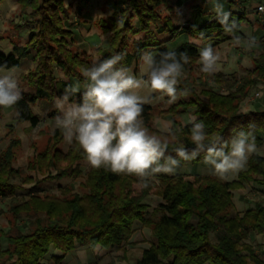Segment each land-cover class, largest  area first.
<instances>
[{
  "label": "trees",
  "instance_id": "obj_1",
  "mask_svg": "<svg viewBox=\"0 0 264 264\" xmlns=\"http://www.w3.org/2000/svg\"><path fill=\"white\" fill-rule=\"evenodd\" d=\"M16 1L24 20L14 24L16 39L7 36L13 48L9 52L0 51V65L17 67L28 57L32 65L21 73V80L29 90H22V99L12 107L13 123L6 126L9 141L0 152V200L9 199L4 212L9 228L5 232L0 230L7 241L6 248L0 249V264H50L47 256L55 264H62L80 245L111 252L122 250L121 255H112L108 262L100 263L117 264L118 259L126 256L135 221L150 228L152 234L149 247L143 249L135 264H264V257L248 241L252 233L264 237V201H256L242 215L232 214L234 191L244 189L248 183L264 186V154L259 152L249 157L247 167L232 180L214 174L189 177L182 173H161L147 188L135 176L117 175L89 165L81 181L85 190L74 191L71 184L59 185L62 189L59 195L46 192L43 184L70 176L79 178L81 163L87 159L75 142L64 149L61 131L51 129L45 146L41 149L34 146V154L28 160L27 168L33 173L22 174L15 165L21 145L15 134L17 126L24 122L31 127L39 124L41 116L34 105L40 99L54 100L67 85H72L70 77L85 81L83 68L117 53L124 54L121 65L139 76L142 51L156 54L168 51L171 49L168 43L183 35L191 41L172 49L190 56L178 85L179 89L187 88L189 94L173 104H168V98L163 96L164 107L158 110L154 104H146L145 124L158 132L153 125L156 118L174 121L177 140L191 149L194 145L190 125L182 121L181 115L196 116L205 123L210 136L225 139L232 128L241 125L246 128L254 123L257 146L262 147L264 109L243 110L242 103L259 84L264 85V49L245 51L252 66L242 67L244 73L240 75L219 70L209 76L200 71L199 32L205 34L201 42H211L212 47L232 37L224 32L217 18H206L203 3L208 0L194 6L193 17L183 23L176 22V8L182 5V0H101L106 14L93 24L107 35V45H99L94 57L78 45L76 32L69 24L68 0ZM228 1V11L241 26L238 34L245 35L242 27L249 21L247 12L234 10L237 0ZM25 29L29 34L21 43ZM164 33L168 39L160 40L158 35ZM156 94L152 93V98ZM79 98V94L73 97ZM2 110L0 107V118ZM174 147L175 144L169 146L172 155ZM191 162H203V154ZM15 178L21 181L16 182ZM22 189L28 195L17 198ZM150 194L160 199L152 208L145 202Z\"/></svg>",
  "mask_w": 264,
  "mask_h": 264
},
{
  "label": "clouds",
  "instance_id": "obj_2",
  "mask_svg": "<svg viewBox=\"0 0 264 264\" xmlns=\"http://www.w3.org/2000/svg\"><path fill=\"white\" fill-rule=\"evenodd\" d=\"M212 4L218 23L226 34L231 35L233 47L251 51L257 46V38L250 33L238 34L241 26L225 9L224 2L208 0ZM199 32V39H204ZM202 73L219 71L222 57L211 44L198 47ZM124 54L117 53L107 59L94 61L82 69L85 80L83 90L72 84L64 88L55 101L57 115L54 129H59L66 143L75 142L86 155L88 164L94 169L104 168L117 175L138 178L143 188L157 174H175L181 162L190 163L203 154V163L210 166L214 175L227 179L230 174L242 171L252 154L257 153L256 126L250 123L246 128L231 129L230 136H210L205 123L192 115L190 125L191 149L177 140L174 121L157 120L158 132H153L143 119L144 106L152 102L151 93H159L173 104L187 96V88L178 85L184 76L185 65L189 64L187 52L169 49L159 54L151 50L140 53L141 76L122 66ZM148 95H142L145 90ZM79 94V100L73 99ZM256 98L264 96L256 92ZM22 99L17 69L0 65V107L12 108ZM34 133L39 128L33 130ZM170 144H175L169 153Z\"/></svg>",
  "mask_w": 264,
  "mask_h": 264
},
{
  "label": "rangeland",
  "instance_id": "obj_3",
  "mask_svg": "<svg viewBox=\"0 0 264 264\" xmlns=\"http://www.w3.org/2000/svg\"><path fill=\"white\" fill-rule=\"evenodd\" d=\"M175 2L176 0H172ZM219 2H224V7L226 10L230 9L228 0H219ZM68 3L71 5V19L70 26L76 32V39L78 45L81 49L87 51L88 53L95 56L96 48L99 45L106 46L107 45V35H103L100 30L94 26V21L96 18L106 14L103 12V6L101 0H68ZM201 0H182V5L177 7V23H183L189 18L191 19L194 15V6L197 4H201ZM237 6H234V10L238 11H246L249 21L245 23L242 27V30L245 35L251 34L257 38L258 44L253 48L256 52H259L264 49V11H259L258 6H264V0H237ZM206 11V18L216 19L215 13L212 11V4L207 1V3H203ZM210 9V11H209ZM208 10V12H207ZM208 16V17H207ZM24 17L20 15V10L18 7V3L16 0H2L0 3V51L9 52L13 48V44L11 43V38L16 39L15 32V23H22ZM29 34L28 29L23 30L21 33V43L27 38ZM11 35V38L7 37ZM183 37L177 42H184ZM211 42H201L198 41V44L203 46L205 44H209ZM171 47V46H170ZM214 49L218 50L221 54V61L218 63V67L222 68L224 72L228 74L244 73L242 67L249 68L252 66L251 60L245 54V50L241 47H233L232 40H227L222 42L219 45L213 46ZM30 58H25L22 60L20 66L15 67L17 69V76L19 81V86L21 90H29V87L22 82L21 73L26 71L32 64ZM225 63V64H223ZM13 68V67H12ZM142 69H140L141 73ZM133 73V72H132ZM135 75V73H133ZM58 77H61L59 72L56 73ZM140 77V75L138 76ZM70 81L72 84H78L83 90L85 81H80L76 77H70ZM264 93V85L259 84V86L254 89L252 94L242 103V109H257L260 106L264 108V96L260 99L256 98V92ZM142 95H148L149 90L145 89ZM152 94V93H151ZM159 94V93H157ZM156 94V95H157ZM160 94L158 97L152 101V103L156 106L158 110L160 107H164V103L162 102L163 98H160ZM57 98V97H56ZM56 98L52 101H48L45 99H40L35 105L34 110L41 116V121L35 127H31L28 122L21 123L17 126L16 135L21 139V145L17 150V160L16 167H18L22 174L33 173L30 172L27 168V163L29 158L34 154V146L38 148H43L48 140V131L54 129V117L57 115V110L55 106ZM51 112L53 114L51 115ZM2 117L0 118V152L7 145L9 141L8 129L7 125L13 123V109L12 108H3ZM190 114H186L182 116L184 122L187 121ZM157 119V118H156ZM168 119V118H165ZM155 127L156 124L153 122ZM39 128L38 132L34 133V129ZM158 128V127H157ZM68 143L64 141L62 147L66 149ZM257 152L264 154V145L262 147L257 146ZM82 175L79 178L76 177H65L61 180H53L50 182H46L43 184V188L46 192H52L59 195L61 194L62 189L59 188V185L64 186L67 184H71L74 191L83 192L85 189L81 186V181L84 180L86 171L89 167L87 160L82 161ZM247 167V165H246ZM245 167V168H246ZM244 168V169H245ZM176 173H182L189 177L194 176L195 174H213L210 166L205 165L203 162L199 163H181V167L177 169ZM236 174H230L227 180H232L236 178ZM153 180H157V177L153 178ZM16 182H20V178H15ZM29 185V184H28ZM136 189L139 190L140 186H136ZM28 195L27 190L22 189L17 192V198L26 197ZM158 196L155 194H150L145 199L150 205V208L158 205L155 199L158 200ZM9 199L0 200V210L3 213L0 214V230L5 232L8 230V221L6 218L7 211V203ZM256 201H264V186L258 185L257 183H248L244 189H239L234 191V203L235 207L232 210V214H240L242 215L244 211H246L249 207L253 206ZM144 227V226H143ZM137 230V231H136ZM131 237L133 242H130L128 247L126 246V253L129 257L127 262L117 260V264H135L136 259L142 254L144 247H149L150 242L152 240L151 230L148 227L144 228H135V234ZM250 243L260 252V254L264 257V237L257 233H252L248 239ZM7 246V241L4 235L0 234V249H4ZM122 250L111 252L109 250L102 249L100 247L93 248L89 246V248H85L82 251V256L86 258L89 257V263L84 264H100L106 263L109 261L110 256L121 255ZM126 256V257H127ZM47 256L46 259L49 260L50 264H55L50 258ZM88 259V258H87Z\"/></svg>",
  "mask_w": 264,
  "mask_h": 264
},
{
  "label": "crops",
  "instance_id": "obj_4",
  "mask_svg": "<svg viewBox=\"0 0 264 264\" xmlns=\"http://www.w3.org/2000/svg\"><path fill=\"white\" fill-rule=\"evenodd\" d=\"M209 11H210V9H209ZM207 12H208V10H207ZM208 17V16H207ZM212 19V18H211ZM213 20V19H212ZM168 34H159L158 35V38L160 39V40H167L168 39ZM181 37H183V38H185L184 39V41H189L190 39H189V37L187 36V35H183V36H181ZM181 37H179V38H177L178 40L181 38ZM177 39L176 40H174V41H171V42H169L168 43V46H169V48H174V47H176L177 45H179V44H181V43H179V42H177ZM191 41V40H190ZM194 41V40H193ZM171 46V47H170ZM223 64H225V63H223ZM219 70H223L222 68H219ZM136 76H137V74H135ZM139 75L141 76V73L139 72ZM159 96V94H157L154 98H152V101H154V99L156 98V97H158ZM160 96H161V94H160ZM160 98H163V96H161ZM161 100H163V99H161ZM151 104H153L152 102H151ZM257 109H264L262 106H260L259 108H257ZM247 110V109H246ZM249 110V109H248ZM184 115H186V114H184ZM182 116L183 115H181V119H182ZM157 120H161V121H166V120H169V119H165V118H157V119H155L154 120V123L157 121ZM182 121L184 122V120L182 119ZM187 121H188V119H187ZM186 121V122H187ZM185 122V123H186ZM156 124V123H155ZM157 126V125H156ZM158 127V126H157ZM158 198V197H157ZM159 198H158V200L157 199H155V201H156V203H158L159 202ZM144 228L142 225H141V223L139 222V221H135V223H134V229L136 228V229H138L139 230V228ZM137 231V230H136ZM133 234H135V231H134V233ZM134 235H132V237H133ZM130 241L131 242H133V239L131 238L130 239ZM89 246L90 245H80V246H78L76 249H74L71 253H69L65 258H64V260H63V262H62V264H84V263H89L90 261V259H89V257L88 256H86V258L85 257H83L82 256V251L85 249V248H89ZM129 245H127V247H128ZM148 247V246H147ZM147 247H144V248H147ZM98 248V247H97ZM55 253V252H54ZM127 254V253H126ZM127 256V255H126ZM125 256V258L124 259H122V258H120L119 260L120 261H125V262H127V260L129 259V257L127 256L126 257ZM88 258V259H87Z\"/></svg>",
  "mask_w": 264,
  "mask_h": 264
},
{
  "label": "built area",
  "instance_id": "obj_5",
  "mask_svg": "<svg viewBox=\"0 0 264 264\" xmlns=\"http://www.w3.org/2000/svg\"><path fill=\"white\" fill-rule=\"evenodd\" d=\"M258 10H259V11H264V6H263V5H259V6H258ZM255 94H256V93H255Z\"/></svg>",
  "mask_w": 264,
  "mask_h": 264
}]
</instances>
